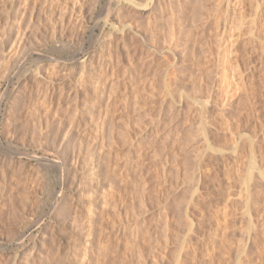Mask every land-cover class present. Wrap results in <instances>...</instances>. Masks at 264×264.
Returning <instances> with one entry per match:
<instances>
[{
	"label": "rangeland",
	"instance_id": "rangeland-1",
	"mask_svg": "<svg viewBox=\"0 0 264 264\" xmlns=\"http://www.w3.org/2000/svg\"><path fill=\"white\" fill-rule=\"evenodd\" d=\"M24 1L0 0V264H264V0Z\"/></svg>",
	"mask_w": 264,
	"mask_h": 264
},
{
	"label": "bare ground",
	"instance_id": "bare-ground-1",
	"mask_svg": "<svg viewBox=\"0 0 264 264\" xmlns=\"http://www.w3.org/2000/svg\"><path fill=\"white\" fill-rule=\"evenodd\" d=\"M129 1V0H128ZM24 2H26L27 3V0H25ZM153 2H157V0H142L141 1V8H143V11H146V10H149L150 8H151V5H152V3ZM152 9H154V6H153V8ZM151 10V9H150ZM25 11V10H24ZM133 28V27H132ZM132 28L131 27H127V29H129L130 31H132ZM219 29H222V33H225V30H226V24L224 23V24H221V26L219 27ZM10 40V39H9ZM19 44V43H18ZM17 43H16V45H15V43H14V45H13V51L12 52H15V50L17 49ZM103 55V54H102ZM90 60V59H89ZM68 64H65V65H63V67H66ZM110 68L108 67V65H107V67H106V64L105 63H103V62H95V61H93V59L91 60V61H89L88 63L87 62H82V64H81V67H80V73H81V75H85L86 73H95V72H99V71H107V70H109ZM100 72V73H101ZM54 82L53 81H51L50 82V87L52 88V89H54V84H53ZM63 86V85H62ZM131 95V94H130ZM133 96V95H132ZM52 97V96H51ZM129 97V96H128ZM127 98V97H126ZM52 99L53 98H51V102H52ZM135 99V98H134ZM137 104V103H136ZM135 104V105H136ZM141 107V106H140ZM84 119V118H83ZM137 120V119H136ZM85 120H83L82 121V118H80V120H79V124H80V127H81V125H86V124H82L83 122H84ZM87 121V120H86ZM85 121V122H86ZM138 121V120H137ZM79 131V130H78ZM104 134H102V136H103ZM105 137V136H104ZM77 156V155H76ZM78 156H80V155H78ZM77 156V157H78ZM76 157V158H77ZM82 158V157H81ZM81 158H78V159H76V162H75V168L76 169H78V167H80V165L82 164V162L83 161H85V160H82ZM8 160H7V157H5L4 155H1L0 154V162L1 163H6ZM85 166V165H84ZM83 166H81L80 168H82ZM80 168L78 169V170H80ZM83 168H86V167H83ZM83 168H82V170H83ZM78 172V171H77ZM79 205V204H78ZM79 206H77V208H78ZM58 213V212H57ZM86 216L88 217V221L89 220H91V218L93 217L92 216V213H90L89 211L87 212V214H86ZM21 218H23L22 217V215H21ZM65 218V217H64ZM29 219V218H28ZM28 219H26V220H28ZM20 222H22V221H20ZM89 224L85 227L84 226V228H86L85 229V231L87 230V232H86V234L88 235L87 237H86V241L85 242H83V249H84V252H85V257H86V252H87V250L88 249H90L91 248V244H92V240H93V236H94V231H93V233H92V229L94 228V226L92 225V222L91 221H89L88 222ZM26 225V224H25ZM22 226H23V224H22ZM24 227V226H23ZM26 228V227H25ZM55 228V227H54ZM83 228V229H84ZM85 231H83V232H85ZM89 232V233H88ZM52 233V232H51ZM93 235V236H92ZM27 236V235H26ZM47 239V238H46ZM53 240V239H52ZM22 241V240H21ZM20 241V242H21ZM94 241V240H93ZM54 242V241H53ZM38 245V244H37ZM42 247V246H41ZM47 255V254H46ZM17 256V255H16ZM31 256H34V258H38L39 257V255L38 254H34V255H31ZM44 259V258H43ZM28 260V259H27ZM16 261V260H15ZM30 261V260H29ZM83 261V260H82ZM41 262V261H40ZM81 262V261H80ZM35 264V263H34ZM37 264V263H36ZM82 264H85V262L83 261L82 262Z\"/></svg>",
	"mask_w": 264,
	"mask_h": 264
}]
</instances>
